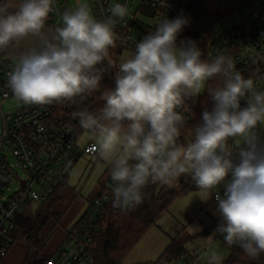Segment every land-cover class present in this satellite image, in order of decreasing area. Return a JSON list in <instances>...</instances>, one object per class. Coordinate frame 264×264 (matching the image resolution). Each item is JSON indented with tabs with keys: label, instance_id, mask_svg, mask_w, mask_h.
I'll list each match as a JSON object with an SVG mask.
<instances>
[{
	"label": "clouds",
	"instance_id": "clouds-1",
	"mask_svg": "<svg viewBox=\"0 0 264 264\" xmlns=\"http://www.w3.org/2000/svg\"><path fill=\"white\" fill-rule=\"evenodd\" d=\"M56 12L55 0H0V55L14 59L6 84L14 98L77 109L72 116L92 141L94 157L109 168L114 208L134 210L150 184L173 187L188 177L215 200L213 233L258 260L264 254V90L230 55L202 59L194 40L179 39L189 23L183 15L158 20L117 61L110 50L128 5L111 4L110 15L98 19L88 0H75L49 26ZM106 75L114 87L102 85ZM97 94L102 106L90 111L86 102ZM202 94L201 122L181 141L188 120L179 109ZM205 257L206 264H222L217 248Z\"/></svg>",
	"mask_w": 264,
	"mask_h": 264
},
{
	"label": "built area",
	"instance_id": "built-area-1",
	"mask_svg": "<svg viewBox=\"0 0 264 264\" xmlns=\"http://www.w3.org/2000/svg\"><path fill=\"white\" fill-rule=\"evenodd\" d=\"M114 3L130 8V14L115 27L119 39L116 48L110 50L114 60L118 61L120 56L134 50L136 42L153 31L158 20L165 16L168 19L179 15L186 17L189 23L179 39H191L187 31L194 14L203 9L219 11L224 17L214 29L207 57L221 53L230 55L237 70L246 78L251 76L258 89L264 90V0H226L224 8L222 0H92L96 17L104 19L110 15L108 8ZM55 7L58 12L50 14L49 26L56 25L58 14L69 5L67 0H55ZM218 7L222 9L216 10ZM13 64L12 57L0 55V264H5L7 252L14 245L12 233L18 215L31 205L46 202L69 176L80 157H94L92 141L84 138L78 119L72 116L77 109L67 102L48 106L31 104L14 112H4L2 104L14 97L6 87L7 73ZM86 104L90 111L98 109L93 97ZM179 110L189 124L192 120L190 111L185 106ZM9 154L25 171L23 178H17L18 186L12 194L7 192L17 174ZM111 188L112 181L108 176V184L101 185L87 210L67 231L51 256L50 264H96L90 248L103 228L109 208L113 207ZM220 191L222 193L223 188ZM219 236L223 240L222 235ZM261 257L264 259V254ZM181 259H186V254ZM198 259L195 252L187 262L196 264Z\"/></svg>",
	"mask_w": 264,
	"mask_h": 264
},
{
	"label": "trees",
	"instance_id": "trees-1",
	"mask_svg": "<svg viewBox=\"0 0 264 264\" xmlns=\"http://www.w3.org/2000/svg\"><path fill=\"white\" fill-rule=\"evenodd\" d=\"M224 17V13L219 11L210 12L207 9L198 10L193 17L192 24L187 31L203 52L202 59H208L207 51L216 25ZM114 73V69L112 70ZM102 85L108 88L114 87L113 81L109 76H105ZM206 94H202L197 103H186L185 107L190 111L192 120L188 124V129L181 136V141L190 138L189 130L195 123L201 122L203 106L206 102ZM97 108L102 106L98 94L93 97ZM211 109V102L207 104ZM179 188L167 187L160 184H150L144 189V201L134 210L121 211L113 207L109 208L105 223L95 239L90 251L95 258L96 264H123L124 259L129 255L133 248L140 242L147 231L155 225L163 214L169 211L171 205L179 198L180 192L188 193L197 190V186L188 177H181L178 181ZM69 188V176L58 186L55 193L43 204L31 205L18 215L16 229L12 233L14 244L22 242L28 247V254L24 264H50L52 257L43 253L46 237L42 236L44 228L52 220H58L54 207L62 199V194ZM216 223H219L217 221ZM207 233L211 228H207ZM184 242L177 237L172 239L166 247L159 260L173 261L186 254ZM224 264H264V259L250 260L238 247H231L230 256Z\"/></svg>",
	"mask_w": 264,
	"mask_h": 264
},
{
	"label": "rangeland",
	"instance_id": "rangeland-1",
	"mask_svg": "<svg viewBox=\"0 0 264 264\" xmlns=\"http://www.w3.org/2000/svg\"><path fill=\"white\" fill-rule=\"evenodd\" d=\"M222 1V8H224L226 7L224 4L226 0ZM67 2L71 6L75 3V0H67ZM88 2L93 10L92 0H88ZM215 7H217V4ZM222 8L218 7L216 10ZM93 13L95 15L94 10ZM2 106L4 112L10 113L28 105L12 97L3 103ZM1 131L2 121L0 112V135ZM84 138L87 137L84 136ZM9 161L14 165L15 173L17 174L14 183L7 192L8 194H12L18 186L17 178H23L25 171L12 154H9ZM108 176L109 168L102 160L89 156L80 157L69 174V188L62 194L64 200L59 201V211L66 214L65 226L58 225L57 228L54 227L55 230L53 226H49L48 228L46 226L43 233H47L46 236L48 237L42 233V236L46 237V239H43L45 240L43 253L45 254L44 249L48 243L47 251L51 252L45 255L51 257L56 253L58 248L57 243L62 239V231L65 232L66 230L65 233L67 234V231L75 225L87 210L90 201L99 193L101 185L108 184ZM173 187L178 189V182ZM220 188H223V186ZM37 207L38 205H35L34 209ZM214 209L215 201L213 198L207 199L206 195L199 189L188 193L180 192L179 198L171 205L169 211L165 212L159 221L147 231L140 242L124 259L123 264H188V258L190 255H195V252L199 255L196 264H206L205 252L209 247L217 248L222 253V264H224V261L231 254V247L226 245L220 238L219 233H213L218 226V223H216L218 218L213 215ZM197 225L202 228V231H194L193 227ZM207 228H211L210 233H207ZM51 229L54 230V235L50 240L48 231H51ZM210 235H213L211 241L207 239ZM176 237L184 242V247L187 250L186 259L180 258L170 262L165 260L160 261V256L172 239ZM23 244L22 242H17L9 248L5 258L7 264H23L27 253L26 246Z\"/></svg>",
	"mask_w": 264,
	"mask_h": 264
},
{
	"label": "crops",
	"instance_id": "crops-1",
	"mask_svg": "<svg viewBox=\"0 0 264 264\" xmlns=\"http://www.w3.org/2000/svg\"><path fill=\"white\" fill-rule=\"evenodd\" d=\"M62 200H64L63 199V196H62V199H61V201ZM60 201V202H61ZM60 202L59 203H57V205L55 206V208H54V213L55 214H57L58 216H59V219L58 220H52L49 224H48V226H47V228L49 227V226H53V229L55 230V228L54 227H56L57 228V226L58 225H61L62 227H64L65 226V224H64V221H65V219H66V214H64L62 211H59V209H58V206L60 205ZM66 229V228H65ZM54 230H52L51 229V231H48V234H50V240H51V238H52V236L54 235ZM65 232H66V230H65ZM65 232H63L62 231V239H61V241L59 242V243H57L58 245V247L60 246V244H61V242L65 239V237H66V233ZM43 235L44 236H46L47 235V233H43ZM50 242V241H49ZM17 243V242H16ZM15 243V244H16ZM49 244V243H48ZM48 244L46 245V247H45V249H44V252H45V254H49V253H51V252H48L47 251V246H48ZM23 245H25V244H23ZM26 246V245H25ZM26 249H27V253H26V256H25V258H24V261H25V259H26V257H27V254H28V247L26 246ZM58 249V248H57ZM24 261H23V264H24ZM5 264H7L6 262H5Z\"/></svg>",
	"mask_w": 264,
	"mask_h": 264
},
{
	"label": "water",
	"instance_id": "water-1",
	"mask_svg": "<svg viewBox=\"0 0 264 264\" xmlns=\"http://www.w3.org/2000/svg\"><path fill=\"white\" fill-rule=\"evenodd\" d=\"M23 185H25V182L23 183Z\"/></svg>",
	"mask_w": 264,
	"mask_h": 264
}]
</instances>
